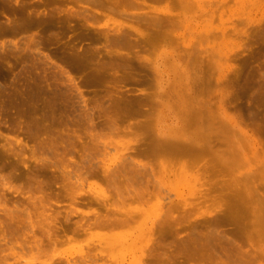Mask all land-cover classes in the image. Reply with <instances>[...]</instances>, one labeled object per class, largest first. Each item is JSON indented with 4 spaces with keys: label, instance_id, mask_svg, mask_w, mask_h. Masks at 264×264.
<instances>
[{
    "label": "rangeland",
    "instance_id": "374dc122",
    "mask_svg": "<svg viewBox=\"0 0 264 264\" xmlns=\"http://www.w3.org/2000/svg\"><path fill=\"white\" fill-rule=\"evenodd\" d=\"M119 1L0 0L1 31H11L16 25L18 28L24 22L28 23L26 17L32 11V16L29 15L32 19L45 21L26 32L0 35V41L9 38L20 45L19 49L13 44L4 51L0 49V66L3 64L0 67V174L14 177L12 185L21 189L16 193L3 188L0 183V264L172 263L166 256L175 252L183 239H188L192 229L186 224L178 232L169 230L166 234L167 231H158L159 225L153 229L154 233L149 227L158 216L155 205L147 206L144 217H137L131 226H87L91 222L94 224L96 213L93 209L101 214H117L112 212L111 205L117 197L116 192L103 173L105 167L116 168L118 180L124 183H128V174V177L134 176L129 179L136 188L148 185L152 203L156 197L164 198L166 206L175 201L185 205L182 202L187 200L186 203L192 206L183 210L185 206L180 205V210L185 214L191 213L189 210L193 213L203 210L209 212L206 215H211L209 219L222 214L221 210L231 196L228 194L233 191L232 195L238 197L240 192L243 193L241 200L248 204L246 211L245 206L243 208L242 216L246 214L245 222L241 220L245 224L243 229L240 226V230L236 229V224L233 226L232 223L213 222L212 226L208 224L210 230L203 228L201 232H208L209 251L224 256L231 250L229 240L233 236L246 250L252 248L257 252L262 257L257 261L264 264V132L258 133V130H264V0ZM25 2L28 5L24 10L26 13L14 11ZM65 70L72 72L76 78L73 82ZM11 98L13 101L9 103ZM250 115L256 118L252 119ZM112 120L120 129L124 128V132L119 130L120 133L115 130L118 133L116 139L125 136L121 133L130 134V126L141 136V140L132 146L135 150L125 152L129 157L144 146L143 149H147L151 144L145 139L148 135L154 142H176L172 148L183 149V157L179 154L174 164L164 166L167 171H161L159 155L151 154L159 160L156 157L151 160L150 156L149 160L140 152L141 160H149L154 169V172H147L149 176L143 174L140 164L135 163L134 168V164L122 162L125 153L120 144L125 139L117 145L119 149L97 148L94 140L92 142L93 133L96 136L97 133L111 134ZM20 139L21 145L16 142ZM185 143L193 147L186 153L184 150L189 144ZM88 144L90 149L84 150ZM199 148L203 152L208 150L212 157L206 156L201 149V152L196 150ZM197 154L205 155L208 165H203L205 161L202 160L201 164H194L195 167L189 166ZM138 158L141 157L138 155ZM212 158L224 164L217 161L219 164L215 165ZM130 166L140 168L143 175H138L136 170L135 174L129 172L131 176L128 173ZM64 168L89 171L88 182L79 186L80 189L74 187L82 192L76 196L74 205L67 196L69 179L63 176L69 174L63 173ZM71 179L76 181L77 177L74 175ZM94 181L113 197L105 202L95 198L89 186ZM194 188L199 189L198 193L195 194ZM237 190L238 194L235 193ZM47 193L53 196L51 208L45 210L55 217L53 238L60 237L61 240L54 244L46 234V212L41 213L39 201L36 207L29 199L42 196L46 200ZM211 199L220 200L223 205L214 210L209 205ZM236 199L230 202L237 203ZM134 201L126 203L135 206L137 201ZM71 205L90 213L85 219L83 212L66 218ZM194 208H197L196 212ZM118 214L116 216H121ZM203 217H198V221L201 222ZM198 218L192 221L197 223ZM146 227L156 235L153 236L155 240L152 238L151 241ZM60 231L66 233L64 238ZM248 232L255 234L253 240L238 236V233L245 235ZM159 233L164 235L160 237ZM176 233H180L179 236ZM204 238H194V242L197 239L198 244L205 242L201 241ZM202 244L206 246L207 241ZM236 253L239 258L235 257ZM232 255L235 259L243 258L237 251L231 250ZM183 257L174 262L214 264L206 258L203 261L190 259L189 262Z\"/></svg>",
    "mask_w": 264,
    "mask_h": 264
},
{
    "label": "bare ground",
    "instance_id": "6f19581e",
    "mask_svg": "<svg viewBox=\"0 0 264 264\" xmlns=\"http://www.w3.org/2000/svg\"><path fill=\"white\" fill-rule=\"evenodd\" d=\"M6 2L8 1V0H5ZM78 1V0H77ZM88 1H90L91 3H92V1H94V0H88ZM99 1H101V0H99ZM123 0H120L119 1V3H121ZM131 0H129L128 2H130ZM146 1V0H145ZM17 2V1H16ZM43 3H47V1L46 2H44V1H42ZM87 2V1H86ZM126 2H127V0H126ZM133 2V1H132ZM131 2V3H132ZM122 3H124V1L122 2ZM135 5H138V4H135ZM28 5H27V2H25L23 5H22V7H20V8H16V9H14V11L15 10H18V12H19V10L20 11H26V9L28 8L27 7ZM139 6H140V4H139ZM141 6H142V4H141ZM5 7L7 8V7H9V5L6 3V5H5ZM87 9H85V11H86ZM24 11V12H25ZM88 11V10H87ZM29 12H31V10L30 11H28V13ZM33 12V11H32ZM32 12H31V14H28V16L26 17L27 18V22L28 23H23L22 25H20L18 28L15 26L14 28L12 27V30L11 31H6V32H8V34H11L12 35V33H15V32H17L18 33V31L19 32H26V31H28V30H30V29H32V27L33 26H36V25H38V24H40L41 22H45L43 19H37L36 17L34 18V19H32L30 16H32ZM26 13V12H25ZM90 13V12H89ZM92 13V12H91ZM123 13H125V12H123ZM36 14V13H35ZM126 14V13H125ZM23 15V14H22ZM30 15V16H29ZM50 15V14H49ZM36 16H38V14L36 15ZM29 18V19H28ZM9 19V18H8ZM58 19V18H57ZM26 20V19H25ZM9 22V21H8ZM11 22V21H10ZM15 25V24H14ZM50 28V27H49ZM1 31V30H0ZM5 31H1L0 32V35H3V34H5L6 33ZM7 35V34H6ZM34 35V34H33ZM9 36V35H8ZM35 36V35H34ZM33 36V37H34ZM2 37V36H1ZM30 37V36H29ZM31 38V37H30ZM5 39V38H4ZM30 41V40H29ZM31 41H32V39H31ZM18 41H16V40H10L9 38L8 39H6V40H3V41H0V49H1V51L3 50H6L7 48H8V46L9 45H11V44H13V46H14V48L16 47V48H18L19 46H18ZM28 43V42H27ZM67 46V45H66ZM72 47V46H71ZM15 48V49H16ZM20 48V47H19ZM18 48V49H19ZM14 50V49H13ZM19 53V52H18ZM9 54V53H8ZM13 54V53H12ZM45 54V53H44ZM47 55V54H46ZM45 55V56H46ZM49 55V54H48ZM253 55V54H252ZM49 56H51V55H49ZM4 57V56H3ZM48 57V56H47ZM44 58V57H43ZM49 58V57H48ZM50 58H52V56L50 57ZM6 59V58H5ZM53 59V58H52ZM67 59V58H66ZM9 61V60H8ZM53 62H54V59H53ZM258 62H260V61H258ZM3 65V64H2ZM1 65V66H2ZM73 65V64H72ZM0 66V67H1ZM13 67V66H12ZM63 68V67H62ZM8 71V70H7ZM71 71V70H70ZM65 72H66V70H65ZM66 73H68V75H69V77H70V79H71V81L73 82L76 78L73 76V74H72V72H69L68 70H67V72ZM12 75V74H11ZM102 76V75H101ZM14 80V79H13ZM80 82V81H79ZM264 88V87H263ZM262 88V89H263ZM76 89V88H75ZM12 91H13V89H12ZM82 91L80 90V93H81ZM13 93V92H12ZM10 94V93H9ZM11 96V95H10ZM151 100V99H150ZM252 100V99H251ZM6 101H9V99H7ZM12 101H13V98H11L10 99V101H9V103L11 102L12 103ZM251 102V101H250ZM51 103V102H50ZM257 103H258V101H257ZM262 104V103H261ZM12 105V104H11ZM249 105V104H248ZM251 105V104H250ZM13 106V105H12ZM239 106V105H238ZM125 107V106H124ZM249 111H251V109L249 110ZM256 112V111H255ZM249 113V112H248ZM251 114V113H250ZM261 114V113H260ZM251 116V118L253 119V117H252V115H250ZM260 116H262V115H260ZM256 117H254V119H255ZM263 119V118H262ZM114 120V119H113ZM113 120L112 121H110V124L112 125V132L110 131V133L113 135H102V134H98L97 132V136H96V134H94L93 133V135H95V136H93L92 134V137H91V140H92V142H93V140H94V145H97V148H100L101 146H103V147H105V149L107 150L110 146L112 147V148H120L121 147V145H122V147H121V150L123 151V153H125L126 151H128L129 153L131 152H133L134 150H135V148H133L132 146L135 144V143H137L139 140H141L140 138H141V136H140V134H138L137 132L138 131H136V132H134L135 130L133 129V127L132 126H130V127H128V129L129 130H131L133 133H131V131H130V134H128L129 132L128 131H125V133H127V134H124V133H121V134H123V135H125V136H120V137H118V139H116L117 138V135H118V133H120L121 131H119V130H124V128H119L120 126L118 125V123H116V121L115 122H113ZM67 121V120H66ZM117 121H118V119H117ZM256 121V120H255ZM68 122V121H67ZM112 122V123H111ZM259 123V122H258ZM148 124H150V123H148ZM147 124V125H148ZM253 124V123H252ZM44 125V124H43ZM110 125V126H111ZM119 127H118V126ZM253 125H255V124H253ZM261 125V127H262V123L260 124ZM117 126V127H116ZM139 126V125H138ZM259 126V125H258ZM140 127H141V125H140ZM260 127V126H259ZM260 127V128H261ZM41 128V127H40ZM45 128V127H44ZM110 127H109V130L111 129ZM137 128V127H136ZM139 128V127H138ZM46 129V128H45ZM126 130H127V128H125ZM262 129V128H261ZM51 130V129H50ZM115 130H116V132H117V130H118V133H116L115 132ZM134 130V131H133ZM138 130V129H137ZM140 130V129H139ZM144 130V129H143ZM114 131V132H113ZM40 132V131H39ZM52 132V131H51ZM124 132V131H123ZM140 132V131H139ZM259 132H261V134H262V132H264V130H262V131H259L258 130V133ZM60 133V132H59ZM144 134L146 133V134H149L150 133V131H149V133H147V132H143ZM109 134V133H108ZM114 134H116V137L114 136ZM133 135V137L131 136L130 138H125V137H127V136H129V135ZM151 134V133H150ZM261 134H259V135H261ZM59 135V134H58ZM71 135V134H70ZM141 135H143L142 133H141ZM258 135V134H257ZM256 135V136H257ZM258 135V136H259ZM103 136L105 137V138H103ZM110 136H112V137H110ZM150 136V138L148 139V137ZM107 137H108V139H107ZM148 137L147 138H145V139H147V140H149L148 142L149 143H151V144H149L148 145V142H147V144H145L146 146H147V149L145 150V149H143L142 148V150L140 151V150H138V151H140L141 152V154H142V156L144 157V158H146V157H148V159L150 160V158H152V156H151V154H156V156L157 155H159V157H160V160L158 159V157H156V156H154V157H156L158 160H159V163L158 164H161L160 166L162 167L163 166V168H160V170L161 171H167L168 169H166L164 166L165 165H172V164H174L175 163V159H177L178 158V156H179V154L182 156V155H184V154H182V150L180 151H178L175 147H173L172 148V146H174L173 145V143H176V142H171V141H169V142H165L164 140V142H162V141H152V139H153V137H151V135H148ZM92 138H94V139H92ZM143 138V137H142ZM165 138V137H164ZM260 138V137H259ZM121 139V140H120ZM122 139H125V140H123V142H121V144H120V147L119 146H117L119 143H120V141H122ZM169 139V138H168ZM53 140V142H54V139H52ZM69 140H71V139H69ZM144 140V139H143ZM153 142V144H152V142ZM154 140H156V139H154ZM171 140V139H170ZM263 139H260L259 141H262ZM18 144H22L21 143V139L18 141H16ZM53 142H51L52 143V145H50V148H51V146H53ZM69 142H71V141H69ZM207 142V145H208V141H206ZM13 143V142H12ZM50 143V144H51ZM90 143V142H89ZM261 143V142H260ZM69 144V143H68ZM189 144V145H188ZM25 145H26V142H25ZM60 145V144H59ZM138 145V144H137ZM136 145V146H137ZM179 145V144H178ZM182 145V144H181ZM184 145H188L189 147H188V149H186V150H184V153H186L187 152V150L189 151V149H190V151L192 150L191 148H193V147H191L190 145V143H185ZM261 145V144H260ZM259 145V146H260ZM23 146V145H22ZM58 146V145H57ZM72 146V145H71ZM74 146V145H73ZM87 146V145H86ZM86 146H84L85 148H84V150H86V149H88L90 146H89V144H88V147H86ZM135 146V145H134ZM141 146V145H140ZM3 147V146H2ZM138 147V146H137ZM53 148H55V147H53ZM116 148V149H117ZM132 148V149H131ZM208 148V147H207ZM260 148V147H259ZM56 149V148H55ZM70 149V148H69ZM90 149V148H89ZM134 149V150H133ZM137 149L138 148H136V152H137ZM174 149V150H173ZM201 148H199V149H196V150H200ZM205 149H206V147H205ZM209 149V148H208ZM67 150V149H66ZM71 150V149H70ZM129 150H132V151H129ZM202 150V149H201ZM201 150L199 151V152H201ZM210 151H211V148L209 149ZM69 151V150H68ZM145 152V153H143V152ZM195 151V150H194ZM104 152V151H103ZM140 152H138L137 154H135L134 155V153H133V156H130L129 157V154L127 155L126 153V156H128V157H125V154H123V156H122V159H123V163H129L131 166L134 164V168H135V163H137V166L140 164L141 165V169H142V167H143V170L142 171H144V173L143 174H146L147 172L149 173V172H151V171H153L154 172V169L152 168V163L148 160V161H146V159H144L143 161L141 160L143 157L140 155ZM179 152V153H178ZM181 152V153H180ZM202 152H203V150H202ZM205 152V151H204ZM203 152V153H204ZM68 153V152H67ZM202 153V154H203ZM207 153V154H206ZM213 153V152H212ZM17 154V153H16ZM205 154H206V156L207 155H210L211 156V153H208V150H206V152H205ZM60 155V154H59ZM131 155V154H130ZM137 155V157L136 158H138V155L141 157L140 159L138 158V160L135 158V156ZM175 155H177V156H175ZM186 155V154H185ZM149 156H150V158H149ZM187 156V155H186ZM193 156V155H192ZM195 156V155H194ZM199 155L197 154V156H195L192 160H194L193 161V163H191V165H189V163L190 162H192V160H190V162L189 163H187V165H189V166H193L194 164H196V165H199V164H201L203 161H205V163L203 162L202 164L203 165H208V162H207V160L208 159H206V157H205V155L203 156V155H201V156H199ZM95 157V156H94ZM153 157V158H154ZM168 157V158H167ZM175 157H177V158H175ZM183 157V156H182ZM197 157V158H196ZM212 157V156H211ZM218 157V156H217ZM216 157V158H217ZM63 158V157H62ZM99 158V157H98ZM153 158L151 159V160H153ZM191 158V157H190ZM215 158V157H214ZM214 158H212V160L214 161H211V162H213V163H215V165H217V163L219 162L220 164H222L221 163V161H219L218 159H216L217 161L215 162V160H214ZM91 159V158H90ZM59 160V159H58ZM178 160H180V158L178 159ZM203 160V161H202ZM96 161V160H95ZM210 161H209V164H210ZM177 162V161H176ZM180 162V161H179ZM78 163V162H77ZM212 163V164H213ZM218 163V164H219ZM183 164H185L186 165V163H183ZM211 164V165H212ZM224 164V163H223ZM154 165V164H153ZM214 165V164H213ZM215 165L213 166V167H215ZM130 166V167H131ZM166 167H168V166H166ZM193 167H195V166H193ZM132 169V167H131V169L130 170H128V173L129 172H131L132 174H135V171L137 170V169ZM204 168V167H203ZM65 169V168H64ZM63 169V170H64ZM140 169V168H139ZM137 170V173H138V171H139V173H138V175L139 174H142V172L140 171V170ZM188 169V168H187ZM187 169H186V171H187ZM209 169V168H208ZM207 169V170H208ZM212 170H213V168H211ZM210 169V170H211ZM68 170V172H66ZM126 170V169H125ZM133 170V171H132ZM151 170V171H150ZM169 170H171L170 168H169ZM183 170H185V169H183ZM217 170V169H216ZM69 171H71L70 169H65L64 170V172L63 173H65L66 175H68V177L67 176H63V177H66V178H68L69 180V183H68V188L66 189V191H67V196H69L71 199H72V204L74 205V202L76 201V196L77 195H79V194H82V192L80 191V190H78V189H80L79 188V186H83V185H85V183L86 182H88L87 181V175L89 174L88 172L89 171H87V170H85V168H78V169H76L75 171L74 170H72L71 172H69ZM103 173H105L104 175H105V177H107L106 179H107V181H109V183H110V181H111V186H112V189L114 188V190H115V192H116V199L115 200H113V203H111V205H112V212H116L117 214L119 213V214H121V216H116L117 214L116 213H114V214H116V215H114V216H111L110 214H109V212L106 214V213H103L102 212V214L100 213V211H95L94 209L92 210L93 212H94V214L96 213V215H94L95 216V221H94V224H93V222H91V223H89L87 226H93V225H98V226H102V227H115V226H120V225H128V226H131L132 224L131 223H133V221H137V217H144V210H145V208L147 207V206H149L150 204L151 205H155V207L157 208V210L156 209H153L154 211L156 210V212L158 213V216H157V219H155V220H152V222L150 223V227L149 228H151L152 230L156 227V229H157V226H159L158 227V231H162V232H165V231H167L166 232V234L167 233H169V230H171L173 233H175V232H178V230L181 228V227H183L184 225L185 226H190V228L192 229V231H191V233H190V235H189V237H188V239H185V241H184V239L182 240V241H184V243L181 241V243L182 244H179V246H178V249H176V251L174 252V254H173V252H171L172 254H170V253H168V255H167V252H164L165 253V255H167L166 257V259L167 260H169V261H171L172 263H170V264H176L174 261H176L177 259L178 260H180V258L179 257H183V258H185V259H187L189 262L192 260H196V261H198V259L199 260H204L205 258L206 259H208L209 261L210 260H213L214 261V264H252L254 261H255V263L256 264H259V260L257 261V259H258V257L260 258V259H262V257H260L259 255H258V253L257 252H253V250H252V248H251V250H252V252H249V251H251V250H249L248 251V249L246 250L244 247H243V245L239 242L240 240L238 239H235L236 237H234L233 238V236H232V239L231 240H229V242H231L229 245L231 246L232 245V247L230 248L231 250H233V251H237V252H239L240 254H242V255H240L241 256V258H242V256H243V258L241 259V260H239V259H235V257H238L239 258V256L237 255L238 253H236V255H235V257L232 255V256H230V254H231V250H229L230 252H227V254H225L224 253V256H221V255H223L222 253H221V255L220 254H215V252H212V251H209L208 250V232H204V230H203V232H201L202 231V229L204 228V229H206V231L207 230H210L209 229V223H210V226H212V223L213 222H216V223H218V222H220V224L221 223H223L224 222V224L226 223H232L233 224V226L236 228H238V230H240V229H243V227H245V224H243L242 222H241V220L243 221V222H245L244 220H245V216H246V214L245 215H243L242 216V213L243 212H245L246 210H247V205H246V202L245 201H243V200H241L242 199V196L244 195L243 193H239L238 194V190H237V192H235V193H237L238 195H242L241 196V198H240V196H238L237 197V195H236V197H237V199H236V197L234 196V195H232V194H234V192L232 191V193L231 194H228V196L229 195H231V196H229V198L231 197V198H233V199H236V200H234V201H237V203L236 202H230V200L231 199H229V198H227L228 200V202L226 203V204H224V206H225V208H224V210H221V215L220 216H218L217 218L215 217V218H210V219H212L210 222H209V217L211 216H206L207 214H209V212H206V211H200L199 213H193V211L192 210H189V212H191L192 213V215L194 216V214H195V216L194 217H192V215H190L191 213H189V214H185L184 213V211H182V210H180V208H182L180 205H182V206H185L184 207V209L183 210H186L185 208H186V206L188 207V205L189 206H192V204L191 203H186V201L185 202H182V203H184L185 205H183V204H181V202H179L180 204H178V202L177 203H172V202H170L171 204L170 205H167L166 206V202H164V198H158V197H156L157 196V194H156V198L154 199V200H156L155 202H153L152 203V199L150 200V197H152L153 198V196L151 195V193H150V191H149V187L147 188V186L148 185H146V184H144V185H142V187H140V188H136L135 187V184L134 185H132V182L130 181V179L129 178H132L133 179V175H131L130 173V175L131 176H133V177H128V174H127V177H126V182H128V183H124V181H121V180H118V170L116 169V168H110V167H105V168H103ZM198 171H200V170H198ZM205 171H206V169H205ZM214 171V170H213ZM14 172V171H13ZM99 172V171H98ZM170 172V171H169ZM189 172V171H188ZM203 172V171H202ZM208 172V171H207ZM15 173V172H14ZM148 173H147V175H148ZM161 173V172H160ZM162 173H164V172H162ZM203 173H205V172H203ZM142 174V175H143ZM152 174V173H151ZM155 174V173H154ZM13 175V174H12ZM76 176L77 177V179H76V181H73L71 178L73 177V176ZM96 175H97V172H96ZM137 175V176H138ZM153 175V174H152ZM149 176V175H148ZM33 177V176H32ZM88 177H89V175H88ZM14 177H12V176H5L4 174H0V183H2L1 184V186L3 187V188H8L9 190H14L16 193H19V192H21V189H20V187H17V186H15V185H12V179H13ZM135 178H136V176H135ZM15 179V178H14ZM17 179V178H16ZM33 179V178H32ZM147 180V179H146ZM130 182H131V184H130ZM121 183L123 184V185H121ZM142 184V183H141ZM162 184V183H161ZM146 185V186H145ZM160 185V184H159ZM89 186H90V191L91 192H93V194L95 195V198H97L98 200H104L103 202H105V200H107L108 198L110 199V196H112L111 194L109 195V192L108 191H106L97 181H94V182H90L89 183ZM110 186V185H109ZM145 186V187H144ZM74 187H78V189L77 190H75L74 189ZM228 188L230 187V186H227ZM39 188H41V187H39ZM156 188H158V187H156ZM160 189V192H161V188H163L162 186L161 187H159ZM198 188V187H197ZM197 188H196V190H195V188L193 189V190H195V194H196V191H197ZM231 190V189H230ZM132 191H133V193H132ZM198 191H199V189H198ZM198 191H197V193H198ZM201 192H202V190H200ZM242 191V190H241ZM135 192V193H134ZM243 192V191H242ZM157 193H158V191H157ZM160 196H161V193H158ZM201 194V193H200ZM47 196H46V200H45V198L44 197H42V196H38V197H30L29 199H31V201H33V203L35 204V206L37 207V204H36V202L37 201H39V203L41 204V207H42V209H43V211H41V213H44V212H46L47 211V208H49L50 207V201L53 199V196L50 194V193H47L46 194ZM158 195V196H159ZM55 196V195H54ZM165 196V195H164ZM227 196V197H228ZM235 198H234V197ZM113 197V196H112ZM111 197V198H112ZM129 199H128V198ZM163 197V196H162ZM136 199L135 201H137L136 203V205L135 206H133V204L132 203H126V201L127 202H132V201H134V200H132V199ZM245 198V197H244ZM233 199L231 200V201H233ZM238 199H240V200H238ZM128 200H132V201H128ZM246 200V199H245ZM134 201V202H135ZM243 201V203H241ZM52 202H54V200L52 201ZM100 202V201H99ZM209 202H210V206H213L212 207V209L214 208V210L216 209V206L218 207V206H220L221 204L223 205V203H221L222 201H220V200H216V199H211V200H209ZM107 203V202H106ZM52 204V203H51ZM108 205V204H107ZM243 205V206H242ZM246 205V206H245ZM250 205V204H249ZM256 205H257V202H256ZM72 206V205H71ZM210 206H206V207H210ZM215 206V207H214ZM244 206H245V211H244ZM39 207V206H38ZM76 206H72V209H70V210H68V212H67V215H66V218H68L69 217V215H73V214H75L76 212L78 213V212H83V214H85L84 215V219H85V216H86V214H89L90 212L88 211V212H86V211H81L80 209H78V208H75ZM223 207V206H222ZM17 208V207H16ZM51 208V207H50ZM49 208V209H50ZM150 208V207H149ZM148 208V209H149ZM250 208V207H249ZM152 209V208H151ZM17 210V209H16ZM46 210V211H45ZM196 210H197V208H196ZM196 210H195V208H194V212H196ZM249 210V209H248ZM91 211V213H93ZM178 212L177 214L178 215H176L175 214V212ZM182 213L183 212V214H181L180 212ZM207 211H209V210H207ZM30 211L28 210V212L27 213H29ZM86 212V213H85ZM141 212H142V214H141ZM198 212V211H197ZM111 213V212H110ZM153 213H155V212H153ZM152 213V214H153ZM179 213H180V215H179ZM30 214V213H29ZM82 214V215H83ZM112 214V213H111ZM118 214V215H119ZM141 214V215H140ZM148 214H150V213H148ZM211 214V213H210ZM140 215V216H139ZM147 215V214H146ZM145 215V216H146ZM154 216V215H153ZM201 216H204L205 217V219L203 220V218H202V220H201V222L200 221H198L200 218H201ZM214 216V215H213ZM151 217V216H150ZM198 217H200V218H198ZM206 217H208L207 219H206ZM148 218V217H147ZM146 218V219H147ZM154 218H156V217H154ZM195 218H198L197 219V223H195L194 221H192L193 219H195ZM242 218V219H241ZM143 219H145V218H143ZM209 219V220H208ZM213 219H214V221H213ZM244 219V220H243ZM142 220V219H141ZM148 220V219H147ZM143 221V220H142ZM142 221H140L141 223H142ZM145 221V220H144ZM143 221V222H144ZM149 221H150V219H149ZM156 221H158V222H156ZM79 222H82V221H79ZM139 222V221H138ZM148 222V221H147ZM146 222V223H147ZM195 223V224H191V223ZM88 223V222H87ZM146 223H143V224H146ZM190 225H189V224ZM248 222H246V224H247ZM54 224H55V217H53L52 216V214H48L47 212H46V234H47V237L51 240V242L54 244L55 243V241H57V240H59L60 239V237L57 239V238H53V235L55 236V229H54ZM148 224V223H147ZM146 224V225H147ZM155 224H158V225H156L155 226ZM187 224V225H186ZM243 224V225H242ZM249 225H250V223H248ZM247 224V225H248ZM81 225V224H80ZM217 225V224H216ZM227 225H229V224H227ZM56 226V225H55ZM82 226V225H81ZM239 226H240V229H239ZM85 227V226H84ZM148 227V226H147ZM146 227V228H147ZM90 228V227H89ZM149 228H147V230L149 229ZM189 228V227H188ZM189 228V229H190ZM199 228H201V229H199ZM228 228V227H227ZM236 228V229H237ZM247 228V227H246ZM190 229V230H191ZM249 229V228H248ZM181 230H183V229H181ZM218 230V233H219V228L217 229ZM149 231V230H148ZM150 232V231H149ZM152 232V231H151ZM149 233L148 235L150 236V239H151V241H153V240H155V237H156V235H154V233L156 232H154V230H153V232L152 233ZM214 232V231H213ZM210 233H212V232H210ZM210 233H209V235H210ZM216 233V232H215ZM224 233H226V232H224ZM223 233V234H224ZM233 232H231V234H232ZM235 233L236 232H234V235H235ZM125 234V233H124ZM123 234V236L126 238V236ZM160 234V233H159ZM158 234V235H159ZM178 236H179V234L180 233H176ZM217 234V233H216ZM227 234V233H226ZM254 233H246L245 235L244 234H239L238 233V236H240V237H242V236H244V237H246V239H248V240H253V238L252 237H254L255 236V234L253 235ZM120 235H122V234H118V236H120ZM141 235H143V234H141ZM146 235V234H145ZM147 235V236H148ZM164 235V233L163 234H160L159 236L161 237V236H163ZM175 235V234H174ZM219 235V234H218ZM220 235H222V234H220ZM114 236H117V234L116 235H114ZM138 236V235H137ZM140 236V235H139ZM149 236H148V239H149ZM153 236H155V237H153ZM202 236H203V238H204V240H201V241H205V242H202V243H206V241H207V244H206V246H205V244H202V243H199L198 244V242L197 241H199L200 239H202ZM213 236V235H212ZM226 236V235H225ZM236 236V235H235ZM123 237V238H124ZM223 238H225L224 236H222ZM239 237V238H240ZM70 238H72V237H70ZM119 238V237H118ZM152 238H153V240H152ZM194 238L196 239V238H200L199 240L197 239V240H195V242H194ZM231 237H229V239H230ZM206 239V240H205ZM4 240H6V238H4ZM225 240V239H224ZM226 240L228 241V238H226ZM248 240H245V241H248ZM59 241H61V240H59ZM149 241V240H148ZM238 241V242H237ZM136 242V241H135ZM180 243V242H179ZM201 244V245H200ZM56 245V244H55ZM164 253H163V255H164ZM233 253V252H232ZM235 253V252H234ZM170 254V255H169ZM164 255V256H165ZM218 255H220V256H218ZM147 255L145 254V257H146ZM148 256H150V255H148ZM263 256V255H262ZM231 257V258H230ZM232 257H233V259H232ZM160 258H162V257H160ZM142 259V258H141ZM191 259V260H190ZM205 259V260H206ZM230 259H232V260H230ZM235 259V260H234ZM264 259V258H263ZM207 260V261H208ZM218 261H222L221 263H219ZM224 262V263H223ZM227 262V263H226ZM261 263H263V262H261ZM178 264V263H177ZM213 264V263H212ZM254 264V263H253Z\"/></svg>",
    "mask_w": 264,
    "mask_h": 264
},
{
    "label": "flooded vegetation",
    "instance_id": "af4514ba",
    "mask_svg": "<svg viewBox=\"0 0 264 264\" xmlns=\"http://www.w3.org/2000/svg\"><path fill=\"white\" fill-rule=\"evenodd\" d=\"M62 204H63V203H60V205H62ZM60 235H61L62 238H64V235H66V233H64V232L62 233V232L60 231Z\"/></svg>",
    "mask_w": 264,
    "mask_h": 264
}]
</instances>
